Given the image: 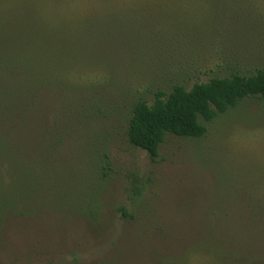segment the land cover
Segmentation results:
<instances>
[{"label": "rangeland", "instance_id": "obj_1", "mask_svg": "<svg viewBox=\"0 0 264 264\" xmlns=\"http://www.w3.org/2000/svg\"><path fill=\"white\" fill-rule=\"evenodd\" d=\"M216 1L113 0L97 12L105 19L123 16L94 36L98 38L94 51L101 55L93 60L95 66L90 63L97 72L111 64V72L124 69L119 90L105 92L97 102L100 120L94 136L105 143L102 158L107 155L110 167L105 183L97 182L103 163L94 169L86 163L85 144L71 138L63 148L73 156L69 168L81 179L73 183V193L80 189L94 205L100 196L102 223L95 229L84 217L71 216L74 198L57 204L48 196L44 209L29 219L8 215L0 236V264H142L145 242L139 235L155 233L157 217L168 224L175 220L178 228L185 229L181 237L188 246L197 236V218L208 216L233 189L253 185L264 192V101L260 99H245L208 123L201 139L167 135L154 162L127 143L133 102L142 98L151 103L154 86L163 89L171 82L185 81L189 89L213 77L251 75L264 69V0H222L215 5ZM24 3L0 0V19L9 18L15 25L24 14ZM152 3L166 7L146 8ZM214 7L226 14L218 15V23L212 20L204 25L200 15ZM55 17L60 22L59 13ZM81 55L71 56L70 67L78 59L87 61ZM85 68L78 71H89V64ZM78 133L86 136L83 128ZM89 139L91 148L96 146L95 138ZM91 148L87 151L94 154ZM33 182L21 186L26 194ZM121 205L134 220L120 218ZM229 215L238 212L234 209Z\"/></svg>", "mask_w": 264, "mask_h": 264}, {"label": "trees", "instance_id": "obj_2", "mask_svg": "<svg viewBox=\"0 0 264 264\" xmlns=\"http://www.w3.org/2000/svg\"><path fill=\"white\" fill-rule=\"evenodd\" d=\"M31 1L25 0L24 14L15 25L9 18L0 19V236L9 217H33L38 209H44L48 196L57 204H68L74 198L70 215L84 217L98 229L104 217L100 196L94 205L80 189L73 193L72 185L80 178L69 168L73 156H67L63 146L71 138L85 144L86 163L92 169L103 163L97 170L98 175L101 170L97 182L105 183V171L110 167L107 155L102 158L105 143L94 136L100 120L97 102L105 92L119 90L124 69L111 72L114 65L110 63L111 67L97 72L90 63L101 55L94 51L93 43L98 39L94 36L107 23H119L123 16L105 19L97 13L113 0ZM152 5L158 4H147L146 8ZM150 10L146 9L147 15ZM222 12L214 7L200 15V21H206L204 25L212 20L218 23V15L226 14ZM80 54L87 61L78 59L76 66L70 67L71 56ZM88 64L89 71H78L81 67L86 70ZM160 87L154 86L151 103L142 98L133 102L125 132L127 143L145 152L152 162L167 135L201 139L208 123L245 99L264 101V69L251 75L213 77L189 89L185 81ZM81 128L86 136L78 133ZM91 136L96 145L92 148ZM89 148L94 154L87 151ZM92 161L95 163L90 164ZM33 180L26 194L24 184ZM252 186L233 189L230 197L218 200L208 216L197 218V236L188 246L181 237L185 229L178 228L175 220L168 224L156 215L155 233L139 235L145 242L142 264H264V192ZM234 209L238 215L231 217L229 212ZM117 211L120 218L134 220L122 205Z\"/></svg>", "mask_w": 264, "mask_h": 264}]
</instances>
